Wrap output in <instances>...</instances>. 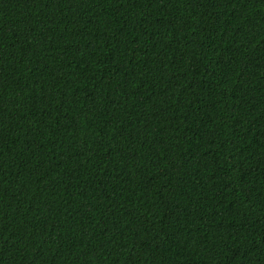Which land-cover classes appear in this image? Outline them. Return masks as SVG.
<instances>
[{"label": "trees", "instance_id": "obj_1", "mask_svg": "<svg viewBox=\"0 0 264 264\" xmlns=\"http://www.w3.org/2000/svg\"><path fill=\"white\" fill-rule=\"evenodd\" d=\"M0 264H264V0H0Z\"/></svg>", "mask_w": 264, "mask_h": 264}]
</instances>
